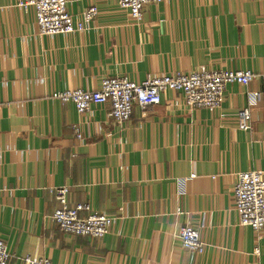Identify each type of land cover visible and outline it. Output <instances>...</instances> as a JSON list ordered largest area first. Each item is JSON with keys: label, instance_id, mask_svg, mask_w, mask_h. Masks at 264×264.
I'll return each instance as SVG.
<instances>
[{"label": "crops", "instance_id": "obj_1", "mask_svg": "<svg viewBox=\"0 0 264 264\" xmlns=\"http://www.w3.org/2000/svg\"><path fill=\"white\" fill-rule=\"evenodd\" d=\"M28 0H0V238L12 253L54 264H264V233L241 225L234 185L264 171L262 80L230 83L217 108H191L178 90L150 111L136 105L116 124L105 103L78 113L55 92L99 88L105 76L135 82L176 71L264 72V0H163L133 19L114 0H68L82 31L42 35ZM249 106V118L239 113ZM80 126L83 138L75 132ZM215 177V178H214ZM70 204L114 216L102 237L65 232L53 221V187ZM82 214H86L83 211ZM200 231L193 252L182 227Z\"/></svg>", "mask_w": 264, "mask_h": 264}, {"label": "built area", "instance_id": "obj_2", "mask_svg": "<svg viewBox=\"0 0 264 264\" xmlns=\"http://www.w3.org/2000/svg\"><path fill=\"white\" fill-rule=\"evenodd\" d=\"M163 0H114L130 16L140 21L148 4H157ZM25 7L35 9L37 28L42 35L71 33L82 31L89 21L99 15L96 4L90 5L79 20H75L69 10L68 0H28ZM262 80V90L251 92L252 101L264 100V72L256 74L248 68L243 69H209L201 67L193 71H176L160 75H149L140 82H135L127 76H105L99 88L89 90L83 88L65 89L54 93L62 101L74 103L78 113L84 114L92 110L94 104L105 103L116 124L128 121L134 114L136 105L144 113L150 111L162 100V93L167 90L181 91L191 108L211 107L221 105L225 90L230 83L250 84L255 78ZM251 109L244 107L239 113L241 119L249 118ZM77 137L83 138L80 126H75ZM215 178V177H214ZM52 191L59 202L52 219L62 230L69 233L102 237L113 225L114 216L94 211L90 204L68 201L69 186L53 187ZM234 206L241 225L250 226L258 237L264 233V171L251 169L238 173L234 185ZM86 211V214H82ZM179 238L184 248L193 252H202L205 244L200 231L193 225L181 228ZM7 243L0 238V264H8L11 259ZM27 264H54L45 257L26 255Z\"/></svg>", "mask_w": 264, "mask_h": 264}]
</instances>
